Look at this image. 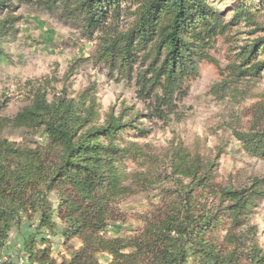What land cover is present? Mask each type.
<instances>
[{
	"label": "trees",
	"instance_id": "1",
	"mask_svg": "<svg viewBox=\"0 0 264 264\" xmlns=\"http://www.w3.org/2000/svg\"><path fill=\"white\" fill-rule=\"evenodd\" d=\"M125 1L0 0V42L15 34L19 8L30 7L82 38L96 40L92 60L111 79L133 82L140 101L154 98V110L169 109L184 84L198 76L199 64L209 59L208 50L228 24L210 0H144L133 24L119 31ZM263 9L264 0H239L229 25ZM263 45L264 38L246 49L241 63L250 64L247 69L240 72L242 65H232L234 83L260 77L264 61L251 62ZM1 57L0 50L3 62ZM85 100H48L47 92L33 85L29 105L12 120L2 118L5 104L0 100V134L5 124H12L41 131L47 138L46 146L33 150L0 138V264H11L3 260L9 233L23 222L32 228L22 247L30 263L55 264L44 248L50 235L61 238L67 249L68 258L60 264H99L100 254L110 257L109 264H185L187 259L195 264H264V250L254 242L246 257L238 245L253 203L264 197V180H253L242 190L214 188L211 164L200 168L181 157L172 166L178 190L166 191L137 236H108L107 226L116 221L114 205L129 192L118 166L129 154L126 136L133 132L141 138L147 132L114 116L94 125L89 120L94 111L85 108ZM244 143L251 156L264 159V134ZM196 196L213 198L216 206H196ZM73 240L79 248L70 244Z\"/></svg>",
	"mask_w": 264,
	"mask_h": 264
},
{
	"label": "rangeland",
	"instance_id": "2",
	"mask_svg": "<svg viewBox=\"0 0 264 264\" xmlns=\"http://www.w3.org/2000/svg\"><path fill=\"white\" fill-rule=\"evenodd\" d=\"M143 1L126 0L122 4L117 22L119 31L133 24ZM209 2L221 13L227 29L212 43L207 52L209 59L199 64L198 76L184 84L171 108L157 107L160 111L154 110V98L146 102L138 99L133 82L111 79L108 71L92 60L96 40L82 38L77 31L45 13L22 6L17 13L21 21L15 34L0 42L3 58L0 100L5 104L2 118L12 120L29 105L34 85L47 92L48 100L63 96L77 103L85 97V108L94 111L89 118L94 125H103L114 116L147 132L141 138L133 137V132L126 136L129 154L118 166L124 172L123 185L129 192L114 205L116 221L110 222L106 229L111 238L137 236L144 221L166 198V191L178 190L172 166L179 157L188 165L197 164L200 168L204 163L211 164L213 187L242 190L249 188L253 180H264V159L251 156L244 143L247 138L264 134V71L259 78H246L238 83L230 75L233 64H243L246 49L264 38V9L252 12L236 25H229L239 0ZM261 47L252 64L264 61ZM249 66L242 65L240 72ZM0 138L29 150L47 145L41 131L15 128L12 124H5ZM50 201L57 205L54 195ZM195 204L206 210L216 206L215 199L197 196ZM252 210L243 229L245 234L238 242L245 257L252 242L264 250V197L253 203ZM56 224L60 229V224ZM31 231L29 224L23 222L19 229L9 233L3 260L11 264H38L26 261L22 253L23 242ZM47 239L49 244L44 248L53 263L60 264L68 258L61 238L49 235ZM70 244L75 248L81 245L77 240ZM98 260L99 264L110 263L106 254L98 255ZM185 264L195 263L187 259Z\"/></svg>",
	"mask_w": 264,
	"mask_h": 264
}]
</instances>
